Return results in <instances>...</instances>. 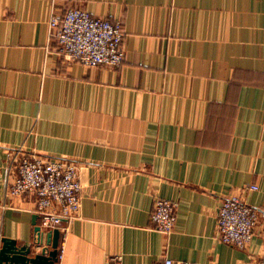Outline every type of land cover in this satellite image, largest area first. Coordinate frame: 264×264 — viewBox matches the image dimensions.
Returning <instances> with one entry per match:
<instances>
[{
	"label": "crops",
	"instance_id": "crops-1",
	"mask_svg": "<svg viewBox=\"0 0 264 264\" xmlns=\"http://www.w3.org/2000/svg\"><path fill=\"white\" fill-rule=\"evenodd\" d=\"M73 8L123 24L120 68L63 58L50 20ZM19 149L78 167L82 205L57 264H256L264 0H0V204ZM231 196L262 211L245 249L217 237ZM158 198L178 204L168 235L152 221ZM39 225L34 204L16 200L2 238L39 253L50 234L37 245Z\"/></svg>",
	"mask_w": 264,
	"mask_h": 264
},
{
	"label": "built area",
	"instance_id": "built-area-1",
	"mask_svg": "<svg viewBox=\"0 0 264 264\" xmlns=\"http://www.w3.org/2000/svg\"><path fill=\"white\" fill-rule=\"evenodd\" d=\"M50 32L67 62L86 68L109 66L115 69L124 63L122 43L125 32L120 21L113 22L73 8L64 15L53 13ZM5 188V197L0 204V245L4 239L2 228L5 213L14 207L16 200H29L34 204L43 235L59 230L64 239L69 224L78 218L83 184L78 167L72 161L42 157L19 149L9 164ZM257 190L256 186H248L244 191ZM177 210L178 204L175 202L160 198L154 202L152 221L157 232L166 235L173 232ZM261 213V210L249 205L242 196L226 198L218 210V239L228 246L247 248ZM40 232L36 234V242ZM163 264L195 263L166 259ZM256 264H264V254Z\"/></svg>",
	"mask_w": 264,
	"mask_h": 264
},
{
	"label": "water",
	"instance_id": "water-1",
	"mask_svg": "<svg viewBox=\"0 0 264 264\" xmlns=\"http://www.w3.org/2000/svg\"><path fill=\"white\" fill-rule=\"evenodd\" d=\"M37 232H40L39 227H37ZM44 236L41 232L39 233L37 245L44 246ZM60 240L61 233L59 230H55L48 235V244L45 248L41 252L33 254L32 244L19 247L16 241L5 238L0 249V264H57Z\"/></svg>",
	"mask_w": 264,
	"mask_h": 264
}]
</instances>
